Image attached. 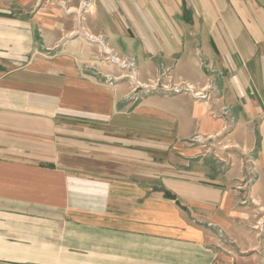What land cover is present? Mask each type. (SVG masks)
Wrapping results in <instances>:
<instances>
[{
	"label": "crops",
	"instance_id": "0c3cea01",
	"mask_svg": "<svg viewBox=\"0 0 264 264\" xmlns=\"http://www.w3.org/2000/svg\"><path fill=\"white\" fill-rule=\"evenodd\" d=\"M241 185L264 0H0V264H259Z\"/></svg>",
	"mask_w": 264,
	"mask_h": 264
},
{
	"label": "rangeland",
	"instance_id": "374dc122",
	"mask_svg": "<svg viewBox=\"0 0 264 264\" xmlns=\"http://www.w3.org/2000/svg\"><path fill=\"white\" fill-rule=\"evenodd\" d=\"M170 75L171 74L169 72H165L164 74H162V76L159 77L158 80H156L155 82L150 81V82L146 83L145 86H146V88H149L150 90H152L154 88L157 89L158 87H162V88H166V89L171 88L172 90L174 89L176 91H178L179 86H180V89H185L187 86L189 87V84H187L186 82L176 83L175 80L173 79V76L172 75L170 76ZM166 79H169L170 81L169 80L166 81ZM134 83H137V82L135 81ZM169 84H171V87H169ZM173 85H177L176 86L177 89H175L173 87ZM181 86H182V88H181ZM140 88H143V87L141 86ZM209 147H210V152H212V149H215L214 145L213 146L211 145ZM247 168H249V167H247ZM241 183H244L243 180L241 181ZM243 185H241L242 186V189H241L242 191L240 193V195H242L241 201H242V204L246 207V209L250 213L251 220L254 222L252 224V228H253V231L256 233L253 246H252L251 250H249L248 252L252 253V254L257 253L259 255V257L257 256L258 263L264 264V209L261 208V205L258 201H256V198H253L252 193L246 191L245 186H243ZM243 189H245V190H243ZM177 202H179V201H177ZM221 233L222 232H220L219 234H221ZM226 241H228L229 243L231 242L228 239V237L226 238ZM237 255H238V253H237ZM242 256H243V253H242Z\"/></svg>",
	"mask_w": 264,
	"mask_h": 264
},
{
	"label": "built area",
	"instance_id": "2783aa9c",
	"mask_svg": "<svg viewBox=\"0 0 264 264\" xmlns=\"http://www.w3.org/2000/svg\"><path fill=\"white\" fill-rule=\"evenodd\" d=\"M170 79H171V78H170ZM176 86H177V85H173V87H174L175 89H177Z\"/></svg>",
	"mask_w": 264,
	"mask_h": 264
}]
</instances>
